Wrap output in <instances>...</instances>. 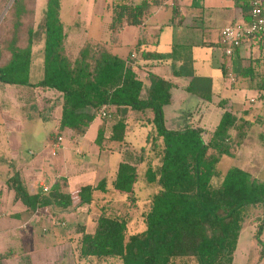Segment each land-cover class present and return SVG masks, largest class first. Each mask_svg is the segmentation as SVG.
<instances>
[{"label": "trees", "instance_id": "16d2710c", "mask_svg": "<svg viewBox=\"0 0 264 264\" xmlns=\"http://www.w3.org/2000/svg\"><path fill=\"white\" fill-rule=\"evenodd\" d=\"M5 1L2 0L1 4ZM252 1L238 0L246 22L251 20ZM29 2L14 0L8 12L13 20L10 23H14L18 34L26 11H34L35 1L32 5ZM163 3L164 0H122L116 4L109 26L114 42L126 25H142L145 18L153 13V8ZM178 8L174 5V10ZM61 10V0H47L42 19V80L38 83L30 81L34 31L29 28L25 45L19 43L21 35H13L0 43V81L55 89L63 94L59 126L50 136L53 138L52 146L59 137H63L65 129L72 130L77 136H85L101 111L112 118L108 119L109 125H105V120L99 125L95 143L101 153L108 151L109 142H126L129 114L138 112L140 120H143L141 127L148 128L146 140L158 149L159 158L156 167L149 165L142 173L139 163L145 157L137 160L131 153L126 154L127 159L122 158L111 181L114 191L128 197L135 195L141 175L148 184L156 183L158 189L144 215V229L129 234L126 218L103 211L97 218L94 231L81 229L80 256L108 260L111 264H233L247 209L261 206L264 212V182L239 166L222 174L217 165L224 156L236 153L247 136L246 130L254 122L226 109L208 140L203 135L206 128L202 125L187 123L183 128L169 127L164 108L172 101L171 90L175 83L149 71V86L145 87L146 82L137 71L142 67L141 60H164L165 55L143 49L142 39L136 45V52L131 51L124 58L108 49L102 41L87 38L79 54L72 57ZM248 41L264 48L256 35L245 42ZM221 47L223 61L219 68L224 77L229 78L232 74L230 63L238 58L240 47L232 56L225 52L223 42ZM186 64L182 66L183 70L188 67ZM175 75L179 76L180 72ZM237 75L248 77L252 84L255 82L250 61L247 65L242 64ZM202 78L212 85L211 79ZM196 79V76L191 79L188 89L192 90L191 82ZM256 88L264 91V76ZM203 95L204 99L212 101L211 89ZM220 103L226 108V99ZM21 129L22 126L17 128ZM235 132L237 139L233 143L231 139ZM261 139L264 140L263 134ZM62 142L63 139L61 145ZM57 154L58 151L54 155ZM5 185L14 193V202L25 206L27 215L32 217L40 209L69 210L85 204L90 206L96 201L95 193L107 194L110 184L108 177H104L97 183L83 184L71 191L68 177L60 175L50 186L44 185L37 190L30 187L23 170L16 169L6 179ZM4 191L1 187L0 199ZM7 255L0 253V259Z\"/></svg>", "mask_w": 264, "mask_h": 264}, {"label": "rangeland", "instance_id": "374dc122", "mask_svg": "<svg viewBox=\"0 0 264 264\" xmlns=\"http://www.w3.org/2000/svg\"><path fill=\"white\" fill-rule=\"evenodd\" d=\"M1 1L2 0H0V28L2 29L0 30V43H3L5 40L8 41L13 35H21L19 36V43L25 45V37L28 30L29 28L33 29L34 45L32 47L33 58L30 68V81L38 83L44 76V30L42 29V19L47 6V0H30V5L35 1L33 5L34 11L29 10L26 11V13L24 12L25 15L20 25L19 34L17 33V29H15L16 26L14 23H10L12 16L8 13L14 0H6L3 4H1ZM61 1V16L67 26V45L69 46L68 48L70 49L72 57H76L79 54L84 44L83 41L87 38L96 42L102 41L107 45L108 49L120 57L125 58L131 51L136 52V45L142 40L141 37H139L141 35V25H126L124 29L118 32L116 42H114L112 32L109 28L113 7L122 0ZM164 1L170 6L176 5L178 2V0ZM229 5H231L229 0H215V8H210L208 12L205 11L207 9L204 7L195 6L192 7V9L188 6V8L185 6L183 7V13L187 17L193 12L202 17L204 16V12H207V17L212 16L215 19V24L212 25L215 28V33L212 31V28L208 29V31L203 28L188 27L190 33H187L189 38H186L184 36L186 34L181 32V27L179 25L172 28L171 26L164 25V23L167 24L173 17V9L171 7L161 8L162 10H157L155 8L154 12L145 18V23L150 34L153 32H164L162 34L166 41L163 42V46H161L159 51L165 54L166 59H169L170 55L172 56V54L180 51L178 49H173V46L167 43H185L190 39L189 42H198V54L202 58L205 57L208 54L205 45L207 41L210 40L205 41L203 35L215 38V41L211 40L214 42L212 45L216 47V53L221 57L223 51L221 47V34L219 31L228 23L227 18L230 14ZM239 16L240 15H238V17ZM242 18L243 17L240 16V19ZM191 19L192 18L189 17V20ZM171 33H174V39L171 38ZM192 33L195 34L191 36ZM202 41H204V43H202ZM148 44L149 43H146L145 46H148ZM142 46L144 45L142 44ZM244 64L247 65L248 62ZM260 67H257L258 70L255 73V82L253 84L256 86L258 83H261L262 77L264 76L263 68ZM209 71L210 70L207 69V72ZM138 73L141 72L139 71ZM143 76L145 80H148V73L143 74ZM236 76L238 77V82L235 85L236 88L232 87L233 80L231 77L226 79L222 77L220 79L223 87L219 88L217 82L220 80L215 79V91L217 90V92H220L224 97H229L232 95L231 92H233L234 89L240 95V106L251 109V116L249 118L252 119L254 124L252 129H247L250 135L247 143L250 147H257L253 153L256 160L251 164L252 168L257 173V177L264 179V140L260 138V133H264V91L254 87L249 88L248 84H251L249 79H246L248 83H245L243 82L245 76L240 77L237 74ZM202 77H205V75H197V79L191 82L192 90L186 88L191 80H187L185 77H179V82L185 85V88L180 90L172 89L174 104L166 106V117H169L170 111L174 113L175 109H177V112L178 109H181L180 115L185 119L175 120L174 117L171 116V118H169L171 126L183 128L187 123H204L206 131L203 135L205 139L208 140L211 132L214 130L215 124L217 125L220 120L221 112L218 110V112H209L210 108L211 110H215V97L214 104L202 100L201 97L204 96L203 94H207L210 89L212 92V85L207 84ZM10 85L11 84L6 85L0 81L1 97L5 94L6 87H12V85ZM148 86L149 85L145 84V87ZM22 87V92L18 93L24 96L21 106L19 105V98L18 103H13V105L10 104L8 107H10L11 110V118L13 117L12 123L20 124L23 120L24 128L21 129V131L14 132H10L9 127H6L4 130L2 123L3 119L0 117V144L9 143L12 147L7 151V149H3L4 147L1 145L2 147L0 149V188L3 187L5 190L3 197L0 199V253L9 254L3 258L4 260L0 259V264H111L108 260L103 261L96 258L91 260L90 258H83L80 256V232H82V228L88 232L94 231L97 218L103 211H106L108 214L126 218L129 221V234L144 229V215L150 207L152 196H154V193H156L158 189L156 183L148 184L145 178H143L144 176L141 175L136 186L135 195L128 197L114 191L111 181L115 176V171L120 161L122 158L124 159L126 154L130 155L131 153L132 157L137 160L140 159L141 156H143V158L145 157L144 161L141 162V164L139 163V168L142 170V173H145L149 165L156 167L159 163V158L157 157L158 149H154L151 145V141L148 142L146 140V134L148 132L147 126L141 127L143 125V120H140L141 118L139 117L141 115L138 112H130L126 142L121 144L109 142L108 151L105 150L101 153L99 151V146L95 143L98 127L105 121L107 123L108 119H111L112 116L107 117L100 111L98 114L100 117L91 124L85 136H79L77 141H75L70 139L69 135L66 137V134H64L65 140L63 135L62 145L57 148L58 155L55 156L52 154L54 146H50L49 144V134L57 128L55 115L61 113V108L59 107L63 105V94L54 89L47 90L39 86ZM10 92H12V90ZM6 95H8V92ZM252 97L257 98V101L251 102L250 98ZM16 100L17 96L15 97V101ZM5 106L6 105H3V110H6L7 106ZM257 108L259 110H257ZM114 109L115 108H113V110ZM14 113L16 115H14ZM205 113H210L211 118L207 119L209 114H207V117L206 115L202 117V114ZM257 114H261L262 116ZM240 115L242 114L240 113ZM258 116H260V118H258ZM106 123L105 125H109ZM236 139L237 134L235 132L234 138L232 137L231 140L235 143ZM243 151L244 148L240 149L239 147L232 156H224L219 165H217V169L222 174H225L231 167L247 166L248 163L245 160V153L248 154V150H246L245 153ZM3 155H8L11 158H4ZM71 155L72 157L75 155V158L69 161V170H67L66 161ZM40 156L47 160V168L52 167V165L54 167L49 170L48 175L43 173L42 177L46 181H53L55 176H69L71 177V191H74L83 184L94 181L98 182L100 177L103 178L107 175L110 184L108 186L109 191L107 194L95 193L96 201L90 206L85 204L78 209L72 208L69 210L46 208L40 211L37 219H31L26 213L25 206L21 203L16 204V202H14V193L8 190L5 182L6 179L14 173L16 168L18 169L19 166L17 163H20V166L24 163L23 165L26 168H20L23 170L24 174L33 171L31 170L32 168L38 172L39 166L42 164L33 162ZM60 159H62V163L64 162V164L57 166V161ZM125 159L127 158L125 157ZM101 166H103V170ZM97 169L101 170L98 180L95 172ZM111 169H113L114 172ZM77 170L80 171L78 172ZM51 172L53 174L52 177ZM214 181L217 183V178H215ZM33 185L37 190L42 188L39 183L37 186L35 184ZM15 214H20L21 216L16 217ZM7 221H14L12 226H16V228H14L17 229V233L20 235V237H14L13 241H10L11 239L9 236L3 234L5 231L4 224L8 223ZM261 225L263 226L259 229ZM24 235L27 236L25 240L26 243H17L18 239H25ZM31 238L32 240H30ZM36 243L38 246L37 251H42V253H38L34 256L28 255L27 257V245L35 246ZM11 250L17 253V255L11 253ZM263 250V208L261 206H250L246 211L245 222L241 231L233 264H264V256H262ZM10 254H12V256H10ZM36 259L37 262L35 261Z\"/></svg>", "mask_w": 264, "mask_h": 264}, {"label": "crops", "instance_id": "0c3cea01", "mask_svg": "<svg viewBox=\"0 0 264 264\" xmlns=\"http://www.w3.org/2000/svg\"><path fill=\"white\" fill-rule=\"evenodd\" d=\"M220 1H223V0H220ZM229 1L231 2V5H229V7H230L229 12H230L231 15L229 14V16L227 18L228 23L225 26L234 24L236 22L244 21L243 18L240 19V16L243 15V10H242L241 6L238 5V0H229ZM261 1L264 2V0H261ZM176 6L179 7L178 10H174V5L170 6L167 3H165V4L163 3V5L155 7L157 10H162L161 8H164V7L165 8L166 7H171L173 9V17L167 22V24L164 23V25L171 26V28L175 27L176 25H179L181 27V32L183 34L184 33L186 34V35H184L186 38H189L187 36V33H190L188 27L203 28V29H206V30L212 28V31H214V33H215V28H214V26H212V25L215 24V19L212 16L211 17H207L206 16V14L210 10V8H215V0H178V2L176 3ZM184 6L185 7H187V6L191 7V9H192V7H195V6L204 7L205 9H207V10H205L207 12L206 13L204 12V16L203 17L201 15H198V14L194 13V12L191 13L187 17L183 13V7ZM155 8H153V12H154ZM238 15H240V16L238 17ZM175 16H177V17H175ZM189 17L192 18V19L189 20ZM189 23H191V24H189ZM225 26H223L221 29H223ZM221 29H220L219 33H221ZM162 33H164V32L163 31L161 33L153 32V33L150 34V32H148V27L146 26V23L144 22L141 25V35L139 36L144 41V43H143L144 46H142V48L147 50V51H155V52L161 53V51H159V50H160L161 46H163V42L166 41V39L164 38ZM194 34L195 33H192L191 36L194 35ZM211 37H209V36L206 37L205 35H203V39L205 41L206 40H210V41H207V43L205 45V47L207 49L206 51H207L208 54L205 57H203V58L200 57L199 54H198V49H199L197 47L198 42L197 43L189 42L191 39L188 40V42H185V43H174V44L173 43L172 44L167 43L168 45H172L173 49H175V50L178 49L180 51L178 53L172 54V56L170 55L169 59L165 58L164 60H159V61L158 60L157 61H154V60L153 61L152 60H149V61L141 60L139 63L142 64V67L141 68L138 67L137 71L139 70L141 72L139 74H140L141 77H143V79H144L143 74L148 73L149 71H154L155 73L160 74L161 76H164L165 78L170 79L173 83H175V86L172 89H177V90L185 88V85H183L181 82H179V79H180L179 77H185L187 80L188 79L191 80V79H193L194 76H197V75H203L204 76L205 75V77L211 79V82H212V101H208V100L204 99L203 97H201V98L205 102L208 101L209 103L214 104V97H215V110H211V108H210V111H209L210 113H211V111L212 112L213 111H216V112L220 111L221 112V116H222L223 112L226 109H230V110L234 109L233 111L237 112V114L241 113L242 115L247 117V119L252 121V119L249 118L251 116V109L250 108H243V107L240 106L241 105V101H240V98H239L240 95L234 89H233V92H231L232 95H230L229 97H224V96H222V94L220 92H217V90L215 91V86H214L215 79H219L220 80V81L217 82V84L219 85V88H222L223 84H222L220 78L223 77V78L226 79V77H224L222 69L219 68L221 63H222V61H223V58H222V56L220 57V55L216 53V47H214L212 45L214 42L211 41V40L215 41V38H211ZM171 38L174 39V33L171 35ZM146 43H149L148 46H145ZM202 43H204V41H202ZM252 44L253 43H251L250 41L244 42L242 44V46L240 47V49H239L238 58L234 59L230 63V65L232 67V71H231L232 74L230 75V77L233 80L232 81V84H233L232 87L233 88H236L235 85L238 82V77L236 76V74H239L241 72L243 63H246L248 61H250V63H252L253 76L254 77L256 75L255 74L256 71L258 70L257 67L261 66L260 68H263V71H264V48L261 49L259 47H256V46L252 45ZM43 45H44V43H43ZM163 55H165V54H163ZM186 63L188 64V67L183 70L182 66L184 64H186ZM184 68H185V66H184ZM207 69H209L210 71L207 72ZM178 71L180 72L179 76L175 75ZM246 79H248V77H246L243 80V82H245V83L247 82L248 83V81ZM145 81H146V84L148 85L149 84V82H148L149 80H145ZM2 83H4V82H2ZM32 83H34V82H32ZM5 84L8 85V83H5ZM11 85H12V87H8V88L6 87L5 88V94L3 95V97H1V95H0V117H2V119H3L2 120L3 129L5 130L6 127H9L10 132H14V131H19V130H17V128L19 126H22L24 128L23 120H22V122L20 124L12 123L13 122V117L11 118V113H10L11 110H10V107H8V106L10 104L13 105V103L14 104L18 103V99L19 98H20V104L19 105L21 106L22 99H24V96H22V94H18V93L22 92V89H23L22 86H27V85H16V84H11ZM254 85L255 84L251 83V84H248V87L249 88H252V87L256 88V85L255 86ZM187 87H189V86H187ZM46 89L50 90V88H46ZM11 90H12V92H10ZM7 92H8V95H6ZM171 93H172V99H171L172 101H171V103L169 105L174 104V98H173L174 96H173V91L172 90H171ZM179 94H177V95H179ZM16 96H17V100L15 101V97ZM199 98H200V96H199ZM222 99H226V101H227V103H225L226 108L221 106L220 101ZM250 101L251 102H255V101H257V98L252 97V98H250ZM3 105L7 106V107L5 106L6 110H3L4 109ZM169 105H167V106H169ZM20 108H22V107H20ZM59 108H61V113L58 114V115L57 114L55 115L56 116L55 121H56V127L57 128L54 131L50 132V134H49V139H50L49 140V144H50V146H52V142H53L52 141L53 138H50L51 133L57 131L58 126H59V122H60V118H61V114H62V106L59 107ZM208 109H209V107H208ZM164 110H165L164 112H165V117H166V106H165ZM257 110H259V109L257 108ZM180 111H181V109H178L179 113L177 112V109H175L174 113L170 111L169 117H166L167 125L169 127L177 128L175 126L174 127L171 126V123L169 122V118H171V116H173L175 120H178V119L184 120L185 119V118H183L180 115L181 114ZM210 113H207V114H209L207 119L211 118V114ZM207 114L206 113L202 114V117L205 116V115L207 117ZM14 115H16V114L14 113ZM257 115H261V114H257ZM258 118H260V116H258ZM220 119H221V117H220ZM196 124L197 125H202V126H204L206 128L204 123H201V124L196 123ZM216 126L217 125L215 124V127ZM178 127H181V126H178ZM252 127L250 129H252ZM64 134H66V137L69 135L70 139L75 140V141H77V139L79 138V136L75 135L72 132V130H70V129H65L64 132H63V135ZM261 134L262 133H260V136H261ZM249 136L250 135L248 134V131H247V136H246L245 140L242 142V144L240 146V149L244 148V151H243L244 153L246 152V150H248V154L245 153V155H246L245 160L247 161L248 164H247V166H242L241 168L250 166L249 168H244V169L249 170L253 174V176L255 178H257L259 181L264 182L263 178H258L257 177L256 171L252 168V164L251 163H254V161L256 160L254 158V154L253 153L257 149V147L256 146L255 147H250L249 146V144L247 143V141L249 139L248 138ZM64 140H65V135H64ZM1 145H3V147H4L3 149H7V151H9L10 148H12L9 143H6V144L1 143L0 144V149L2 147ZM18 146H19V144H18ZM3 157L4 158H7V157L11 158L8 155H3ZM74 158H75V155H73V157L71 155L70 158L67 159V161H66L67 170H69V161H72ZM74 162H75V160H74ZM33 163L42 164V165L39 166L38 172L35 171L32 168L31 170H33V171H29V172H27V174L25 173V176H26V178L28 180V184L30 185V187L36 188L33 184H35L37 186L38 183L42 187L44 185H46V184H48L47 186H49L59 177V176L58 177L55 176V178L51 182L46 181L42 177L43 173H45V175H48L49 174V170L52 169V167H53V165H52V167L47 168L48 162L43 157L40 156L39 158L35 159ZM17 164L19 166L18 169L24 167V165H23L24 163L21 166L19 165L20 163H17ZM61 164H64V162L62 163V159L57 161V166H60ZM101 167H102V170H103V166H101ZM24 168H26V167H24ZM111 170H113V169H111ZM77 171L79 172L80 170H77ZM95 172H96L97 180H98V178L100 177L99 175H100L101 170L97 169V170H95ZM113 172H114V170H113ZM54 174H56V173H54ZM52 176H53V174L51 172V177ZM104 177H107V175H105ZM68 179H69L70 190H71V177L68 176ZM100 179H102V178L100 177ZM91 183H97V182L94 181V182H91ZM16 204H19V202L16 203ZM40 211H42V209L38 210L35 213V215H33L31 217V219H37L38 218L37 216L39 215ZM12 224H14V221L4 224L5 225V231H4L3 234L5 236H9L10 239H11L10 241H13L14 237H20V235H18V233H17V229H15L16 226H14L15 227L14 228L12 226ZM24 236H25V239L24 240H21L22 238L18 239L17 243H20V244L26 243L25 240H26L27 236L26 235H24ZM30 240H32V238ZM10 241H8V242H10ZM37 248H38L37 243L35 244V246H33V245L28 246L27 245L26 250H28V251H27V255L26 256L27 257H28V255L29 256H34V255H36L38 253H42V251L38 252ZM40 250H41V248H40ZM10 252L15 254V255H17V253H14L12 250ZM10 256H12V254H10ZM35 261L37 262V259ZM0 262H1V260H0Z\"/></svg>", "mask_w": 264, "mask_h": 264}, {"label": "built area", "instance_id": "2783aa9c", "mask_svg": "<svg viewBox=\"0 0 264 264\" xmlns=\"http://www.w3.org/2000/svg\"><path fill=\"white\" fill-rule=\"evenodd\" d=\"M250 22L241 21L225 26L222 29V42L225 45V52L232 56L237 47L255 35L260 38L264 45V2L261 0L252 1ZM104 115L106 113L104 112ZM62 137L54 144L53 153H57V148L61 145ZM47 190V187H45Z\"/></svg>", "mask_w": 264, "mask_h": 264}]
</instances>
